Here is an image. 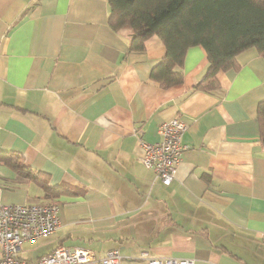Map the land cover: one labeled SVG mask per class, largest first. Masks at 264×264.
Returning a JSON list of instances; mask_svg holds the SVG:
<instances>
[{"label":"crops","instance_id":"crops-1","mask_svg":"<svg viewBox=\"0 0 264 264\" xmlns=\"http://www.w3.org/2000/svg\"><path fill=\"white\" fill-rule=\"evenodd\" d=\"M110 16L109 0H0V153L22 155L70 191L52 199L57 231L20 255L65 245L95 264L113 249L123 264L143 255L264 264V56L245 49L217 74L218 88L201 90L209 59L191 46L182 82L164 87L151 76L166 54L161 38L132 50L130 31L114 30ZM176 115L189 124L188 148L165 185L141 162L140 142L158 141ZM52 200L0 162V202Z\"/></svg>","mask_w":264,"mask_h":264},{"label":"trees","instance_id":"trees-1","mask_svg":"<svg viewBox=\"0 0 264 264\" xmlns=\"http://www.w3.org/2000/svg\"><path fill=\"white\" fill-rule=\"evenodd\" d=\"M114 30L131 33V49L141 51L145 41L158 35L165 56L152 68L151 76L164 87L183 80V64L189 47L202 45L209 59L207 73L197 85L201 90L219 87L217 74L237 66V55L255 47L264 56V0H109ZM257 119L264 143V98L257 105ZM0 162L18 175L36 182L45 199L70 191L51 186L48 175L28 165L22 155L0 153Z\"/></svg>","mask_w":264,"mask_h":264},{"label":"built area","instance_id":"built-area-1","mask_svg":"<svg viewBox=\"0 0 264 264\" xmlns=\"http://www.w3.org/2000/svg\"><path fill=\"white\" fill-rule=\"evenodd\" d=\"M189 124L176 115L159 125L160 139L155 142L142 140L143 165L152 171L156 179L169 185L177 173L183 153L188 148L183 136ZM61 204L52 200L40 203L6 204L0 202V264H94L91 252L79 247L58 245L40 255L36 260L24 258L19 251L25 242L53 234L61 225ZM138 264H195L192 258L147 257ZM99 264H122L117 249L108 251Z\"/></svg>","mask_w":264,"mask_h":264},{"label":"rangeland","instance_id":"rangeland-1","mask_svg":"<svg viewBox=\"0 0 264 264\" xmlns=\"http://www.w3.org/2000/svg\"><path fill=\"white\" fill-rule=\"evenodd\" d=\"M56 231H57V230H56ZM56 231H55V232H56ZM55 232H54V233H55ZM54 233H53V234H54ZM51 235H52V234H51ZM49 236H50V235H47V236H45V237H40L38 241H40V240H42L43 238H46V237L49 238ZM263 240H264V234H263ZM24 247H25V245H24ZM0 251H1V246H0ZM19 253H21V251H19ZM138 263H140V262H138ZM138 263H128V264H138ZM122 264H123V263H122Z\"/></svg>","mask_w":264,"mask_h":264},{"label":"water","instance_id":"water-1","mask_svg":"<svg viewBox=\"0 0 264 264\" xmlns=\"http://www.w3.org/2000/svg\"><path fill=\"white\" fill-rule=\"evenodd\" d=\"M95 264V263H94Z\"/></svg>","mask_w":264,"mask_h":264}]
</instances>
